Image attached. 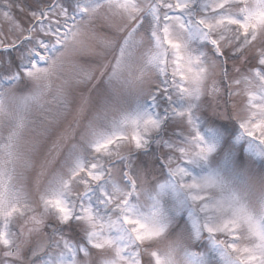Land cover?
<instances>
[{"label": "snow or ice", "instance_id": "obj_1", "mask_svg": "<svg viewBox=\"0 0 264 264\" xmlns=\"http://www.w3.org/2000/svg\"><path fill=\"white\" fill-rule=\"evenodd\" d=\"M261 164L264 0H0V264H264ZM169 193L206 249L167 239Z\"/></svg>", "mask_w": 264, "mask_h": 264}, {"label": "clouds", "instance_id": "obj_2", "mask_svg": "<svg viewBox=\"0 0 264 264\" xmlns=\"http://www.w3.org/2000/svg\"><path fill=\"white\" fill-rule=\"evenodd\" d=\"M95 95V104L97 107H99L104 101L105 97L111 96V90L108 84L106 82H101L98 89V93ZM125 99L129 103H132V97L126 96ZM204 116L206 118V123H210L213 126L221 127L225 129L226 132L229 134H234L239 130L235 122L221 120L218 116L212 115L210 109L208 108L204 109ZM170 154L171 153H169L166 149L155 145L152 140H150L149 142V148L147 151H137L133 153L136 160L142 165L144 169V179L146 181L144 185V191L140 192L138 197H133V202L139 203L142 210H146V207L152 203L150 196L155 193L157 185L170 178L168 167L165 164V158H167V156ZM220 158V154H216L213 158H211L208 166L197 167L190 164H185L184 166L187 167L189 171L193 174L201 175L207 171L208 167L218 166L220 163ZM245 160V154L243 152H240L238 156V161L241 165H243ZM252 171L257 174L261 171H264V164L259 165V167L253 165ZM185 179H191V177H186ZM161 204L166 211L173 215V223L169 226L167 239L175 240L177 238H181L185 240V242L188 243L189 246L195 250L206 249V239H201L199 241L194 242L188 240V236L190 233V223L188 219L187 209L181 212L180 215H175L172 209L174 208L176 201L171 195V193L161 197ZM189 206H191L190 203ZM102 211L108 210L102 209ZM210 264H216L214 258L210 257Z\"/></svg>", "mask_w": 264, "mask_h": 264}]
</instances>
